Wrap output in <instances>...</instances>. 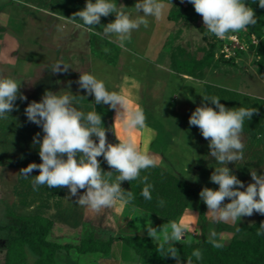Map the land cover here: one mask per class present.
<instances>
[{"label":"rangeland","instance_id":"rangeland-1","mask_svg":"<svg viewBox=\"0 0 264 264\" xmlns=\"http://www.w3.org/2000/svg\"><path fill=\"white\" fill-rule=\"evenodd\" d=\"M86 2L60 0L58 6L63 16L48 15L44 21L38 18L31 22L29 35L39 30L38 41L24 48L25 62L12 76L20 82V92L27 100L17 99L16 108L6 119H0V130L2 124L11 117L26 121L24 110L28 103L40 102L48 90L76 96L74 106L85 113L97 111L102 117L107 141L117 144L116 110L103 103L95 104L94 95H87L77 84L80 72L92 73L105 82L109 91L123 95L130 108L143 109L145 128L150 131L151 138L157 140L149 143V152L159 157L160 163L182 170L180 176L197 187V194L176 221L129 203L123 206L118 204L93 214L75 202L78 197H70L67 187L56 198L49 197L48 191L44 189L46 185L33 189L28 204L23 205L22 198L16 193L24 185L19 183V171L29 163L42 162L39 145L33 143V137L39 133L42 140L44 135L42 127L27 120L25 135L19 143L18 136L17 142L10 146L0 132V226L7 225L9 211L23 214L48 213L46 209L49 205L54 206L55 211L49 213L56 219L67 218L72 226H81L85 230L113 229L119 226L122 232L147 234L148 221L157 229L172 221L185 228L184 240L197 241L203 237L200 207L204 206L208 235L215 231L218 233L217 238L225 243L234 236L246 237L243 226L253 224L259 213L254 211L252 216H244L236 223L214 222L206 215L208 209L199 193L204 187L218 190L219 186L210 181V176L215 167L220 165L209 156L208 141L203 138L199 128L188 127L184 122L203 103L202 96L206 95L218 96L220 102L228 108H256L257 114L244 123L243 159L230 162L227 166L245 186L252 183L250 170L264 175V8L259 7V0H245V4L254 11L257 24L237 33H229L225 39H218L207 32L202 17L188 0H165L168 4L165 16L160 20L149 17L148 28L141 26L134 31L131 42L126 43L124 48L115 42L114 37L94 34L113 22L115 14L101 17L100 25L94 26L93 32L67 22L66 18L84 8ZM116 2L125 5L135 14L133 7L137 0ZM29 43L30 37L24 44ZM155 56L170 69L172 76L151 61ZM57 61L68 65V71L53 74L50 68ZM158 81L163 83L160 89L164 90L157 88ZM117 123L124 127L119 120ZM126 130L122 140L131 138L133 141L135 137L131 135V129ZM93 139L98 143V138ZM184 142L191 147L187 158L179 155ZM170 146L176 149L169 150ZM10 161L18 162L19 166H10ZM31 179L25 177V182ZM84 191L86 189L79 190V195ZM228 202L230 200L226 198L224 203ZM160 242H163V237ZM6 243L7 230L3 227L0 229V264H5ZM34 258L33 253L29 252L27 264H32Z\"/></svg>","mask_w":264,"mask_h":264},{"label":"clouds","instance_id":"clouds-1","mask_svg":"<svg viewBox=\"0 0 264 264\" xmlns=\"http://www.w3.org/2000/svg\"><path fill=\"white\" fill-rule=\"evenodd\" d=\"M195 12L203 19L207 32L218 39H225L229 33L246 30L257 24L253 9L245 0H188ZM259 7L264 8V0H259ZM134 13L116 0H87L85 7L77 11L68 23H75L78 28L93 32L94 26L100 25L101 17L115 14V20L103 26L95 35L115 38L121 48L131 42L132 33L143 26L148 28L149 17L162 19L168 9L165 0H137ZM141 12L143 14H141ZM105 51H108L105 49ZM69 66L57 61L51 65L53 74L67 72ZM79 88L87 95H94L95 104H106L116 110L115 122L119 120L125 129H143L146 116L143 109L130 108L128 100L116 91H109L103 80L94 74L80 72L77 81ZM21 84L9 76L0 75V119H6L16 108L17 99L26 101L20 92ZM85 98L84 96H80ZM203 103L196 107L189 117V125L199 128L201 135L208 141L209 156L215 159L218 167L210 176V181L218 185V190L204 187L199 196L206 204L208 215L214 222L236 223L244 216H252L254 211L264 215V175L250 170L252 183L245 186L227 166L230 162L243 159L244 143L242 133L246 120L250 121L258 110L254 107L228 108L220 102L218 96H202ZM76 96L71 93L58 94L46 90L40 102L32 101L25 108L27 120L42 127L43 138L37 133L33 143L39 145L41 163H29L20 169L24 177L32 179L33 189L46 185L48 188L67 187L70 197H78L76 203L93 214L111 209L118 204L123 206L135 199L134 193L121 187L124 181L140 180L146 186L141 196L152 199V185L148 177H141V172L158 166L159 157L142 151L131 138L118 139L117 144L107 141L106 129L102 117L97 111L87 113L74 106ZM213 105V106H210ZM98 138V143L93 139ZM103 156L113 171H103L98 157ZM38 170V175H31ZM113 173H117L113 177ZM79 195V190H85ZM240 189H244L241 191ZM230 200L224 203L225 199ZM164 205V201H160ZM147 235L158 243L157 252L176 260V264H185L175 247L185 238L186 230L176 222L169 221L159 229L146 223ZM240 230L239 227L236 229ZM264 234V222H261L257 235ZM161 237L163 242L161 243ZM218 233L211 231L208 243L214 248H222ZM168 245L165 247V245ZM203 259L200 249H195L186 259V264H193Z\"/></svg>","mask_w":264,"mask_h":264},{"label":"trees","instance_id":"trees-1","mask_svg":"<svg viewBox=\"0 0 264 264\" xmlns=\"http://www.w3.org/2000/svg\"><path fill=\"white\" fill-rule=\"evenodd\" d=\"M27 125V120L21 121L15 117L9 118L2 124L0 130L4 141L11 146L17 142L16 138L19 136V143L25 135ZM98 160L103 171H113L103 156L98 157ZM13 162L15 161H10L9 165L19 166L18 162ZM38 174V171L33 172V175ZM116 175L117 173H113V177ZM144 176L148 177L147 183L153 186L150 201L141 196L142 189L146 185L141 183L139 179L130 182L124 181L121 183V187L134 193L135 199L130 204L165 219L176 220L184 213L190 200L197 194V187L160 164L155 168L142 171L141 177ZM32 179L26 183L25 177L19 171V183L24 185L22 188L17 189L16 193L22 198L23 205L28 204V197L33 194ZM65 188H48L46 186L44 189L48 191L50 198H56L65 192ZM161 200L164 201L163 206L160 205ZM200 216L202 219V239L198 241L183 240L175 244L179 256L185 264L186 259L191 256L195 249L201 250L203 259L196 261L193 258V264H264V234L257 235L261 222H264V215L260 214L258 219L250 226H243L247 234L246 237L234 236L228 243L223 242L224 246L219 249L208 243L209 235L206 231L204 206L200 207ZM7 217V225L0 226V229L4 227L7 230L5 264H27L28 249L35 257L32 264H58V252L61 249L70 250L75 248L80 253L100 251L108 254L115 240H123L147 264H176L175 259L162 256L157 252L158 243L154 242L148 235L121 234L111 236L107 240H100L95 238L91 232L84 236L78 244H60L48 238L55 224L49 216L43 213L23 214L17 211H9ZM167 246L166 244L165 247Z\"/></svg>","mask_w":264,"mask_h":264},{"label":"crops","instance_id":"crops-1","mask_svg":"<svg viewBox=\"0 0 264 264\" xmlns=\"http://www.w3.org/2000/svg\"><path fill=\"white\" fill-rule=\"evenodd\" d=\"M59 1L60 0H0V75L12 77L14 71L20 69L21 64L25 62L23 56L24 48L26 49L27 45H31V42L35 43L38 41L37 36L39 35L38 33H40L39 30L36 31V33L34 34L29 35L30 25L34 19L37 20L38 18H40L44 21L48 17V15L63 16V12L60 11V8L58 6ZM28 37H30V43L24 44L25 40H27ZM151 61L154 62L158 68L164 69L166 72H168V75L172 76L170 69L159 61L158 56L151 58ZM79 76L80 75H78V77ZM162 84L163 83L161 81H158L159 86L157 88L159 90H164V89H160ZM188 121L189 120L186 119L184 123L186 126L188 125L189 127ZM115 124H116L117 139L122 140V137L125 136V132L127 130L124 129L125 127H121L119 123H117V121ZM130 132L131 135L135 137L133 138V142L137 144L142 151L149 152V143H154L157 141L151 138L149 134L150 131L146 128L131 129ZM168 141L171 142L170 140ZM173 148L176 149V147L170 146L169 150ZM190 151H191V147L186 142H184V144L182 143V148L179 149V155L180 157L187 158L190 155ZM158 164L162 165L165 169L171 171L172 173L178 176H180L182 173V170H179V168L175 166H167L164 163H160L159 161ZM12 167H16V166H12ZM185 168L186 166H184V169ZM187 209L188 207L185 209V211ZM46 210H48L49 212L55 211L54 206H49V205L47 206ZM49 212L43 214L52 218L55 224L48 238L60 244H66V243L78 244L80 243L81 239L84 236H86L91 232L94 234L95 238L100 240H107L111 236H116L121 234L147 235L141 233L122 232L119 226L113 229L89 228L88 230H85L81 226H72L67 218L56 219L54 216H52L53 214ZM181 216H179L178 218H180ZM110 232H114V233L110 234ZM29 252H31L30 249H28V253ZM57 263L58 264H147L137 255L135 250L132 247H130L127 243H125L123 240H115L114 243L112 244V249L108 254H105L100 251L80 253L75 248H72L70 250L61 249L58 252Z\"/></svg>","mask_w":264,"mask_h":264}]
</instances>
